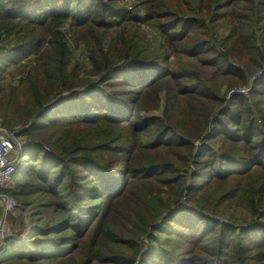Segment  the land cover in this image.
<instances>
[{"label": "trees", "instance_id": "16d2710c", "mask_svg": "<svg viewBox=\"0 0 264 264\" xmlns=\"http://www.w3.org/2000/svg\"><path fill=\"white\" fill-rule=\"evenodd\" d=\"M260 71L264 0H0V264H264Z\"/></svg>", "mask_w": 264, "mask_h": 264}, {"label": "built area", "instance_id": "2783aa9c", "mask_svg": "<svg viewBox=\"0 0 264 264\" xmlns=\"http://www.w3.org/2000/svg\"><path fill=\"white\" fill-rule=\"evenodd\" d=\"M127 6L128 10H131L132 5L127 4ZM263 73L264 71H260L256 77L261 76ZM246 92H249V88L234 90L230 92L229 97L235 93L246 94ZM206 142L204 136H202L195 141V149L200 148ZM26 145L27 142L19 130L4 129L0 126V189L5 188L10 182L20 164V159ZM10 224L6 223L4 219L0 220V258L6 249L3 244L5 237L7 238L13 234L10 230Z\"/></svg>", "mask_w": 264, "mask_h": 264}, {"label": "rangeland", "instance_id": "374dc122", "mask_svg": "<svg viewBox=\"0 0 264 264\" xmlns=\"http://www.w3.org/2000/svg\"><path fill=\"white\" fill-rule=\"evenodd\" d=\"M135 0H124V2L126 3V4H128V5H132L133 4V2H134ZM242 89H245V88H239V89H237V88H234L233 90H231V91H234V90H242ZM230 93V92H229ZM246 94H247V92H246ZM254 99L253 100H257L258 99V96H256V95H254V97H253ZM259 118L256 120V123L258 124V125H261L262 123L264 124V120H262V118H261V115H259L258 116ZM261 122V123H260ZM0 126H2L1 124H0ZM2 128H4L3 126H2ZM4 129H6V128H4ZM10 130H15V129H10ZM195 143V142H194ZM208 143V141L206 142V143H204V144H207ZM202 147V146H201ZM200 147V148H201ZM194 148H195V144H194ZM200 148H198V150L200 149ZM197 150V149H196ZM22 158V157H21ZM21 160V159H20ZM23 161V160H22ZM21 161V162H22ZM23 163V162H22ZM1 195V194H0ZM5 199V200H4ZM21 217H24V218H26L27 219V213L24 211V210H22V208H21V206H20V204H19V202L17 201V200H13V199H11V198H8V197H6V196H4V195H1L0 196V220H2V219H4V221L6 222V223H8V224H10V223H12V224H10V230H11V232L13 233V234H11L10 236H8L7 238L5 237V239H4V241H3V244H4V246H5V248H6V240L8 239V238H10V237H14L15 235H18V236H21L22 235V233L28 228L27 226H25L24 227V229L21 227V226H23V223H22V225H20L21 224V222H20V220H21ZM16 218H18L17 219V221L16 220H14V219H16ZM26 221V220H25ZM14 222V223H13ZM144 243H146V240H144ZM138 263V261H136L135 262V264H137Z\"/></svg>", "mask_w": 264, "mask_h": 264}]
</instances>
